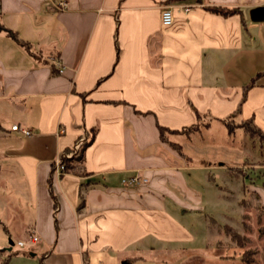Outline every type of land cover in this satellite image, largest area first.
Returning a JSON list of instances; mask_svg holds the SVG:
<instances>
[{"label":"crops","instance_id":"0c3cea01","mask_svg":"<svg viewBox=\"0 0 264 264\" xmlns=\"http://www.w3.org/2000/svg\"><path fill=\"white\" fill-rule=\"evenodd\" d=\"M257 6L264 0H0L15 33L0 29V219L18 241L37 234L44 264H124L155 243L195 242L205 206L228 199L212 191L208 202L195 170L217 164H192L184 131L224 120L264 130ZM160 127L176 131L184 155ZM84 143L89 175L81 166L58 176L57 161ZM135 174L146 181L122 182Z\"/></svg>","mask_w":264,"mask_h":264},{"label":"rangeland","instance_id":"374dc122","mask_svg":"<svg viewBox=\"0 0 264 264\" xmlns=\"http://www.w3.org/2000/svg\"><path fill=\"white\" fill-rule=\"evenodd\" d=\"M232 8L241 11L239 7ZM238 127L235 133L230 134L223 122H214L211 129L204 130L202 127L184 131L188 137L193 135L191 143L188 140L184 149L194 159L192 164H217V168L211 171L195 170V173L201 174L199 177L208 202L213 198L216 202L215 193L223 192L228 199L227 206L220 203L217 209L211 208V203L205 206L197 224L198 238L195 242L155 243L154 251L143 250L146 258L140 255L138 257L141 259L135 262L124 260V264H264V207L260 202L264 190V168H254L259 162L264 163V144L250 137L241 126ZM168 138L174 148H180L179 142ZM229 166L241 168L242 172L230 170ZM221 167L226 168L220 170ZM217 185L228 187V192L217 190ZM251 185L261 190L253 191L249 189ZM212 191L215 193L210 196ZM0 224V264L9 254V264H44V254L40 252L39 244L32 243L34 233L28 239L20 240L25 243L21 246L18 244L20 234H17L16 226H6L1 219ZM227 226L232 227L239 238L233 239L227 234ZM8 228L10 233L5 232ZM21 236L25 238L24 234Z\"/></svg>","mask_w":264,"mask_h":264},{"label":"trees","instance_id":"16d2710c","mask_svg":"<svg viewBox=\"0 0 264 264\" xmlns=\"http://www.w3.org/2000/svg\"><path fill=\"white\" fill-rule=\"evenodd\" d=\"M212 10H214L215 12H218V13H223L225 15L240 12L239 9H236V8L226 9L225 7H215V8H212ZM244 23H245V21H244ZM0 29L1 30H6L8 32V34L15 36L14 35L15 33L12 32L11 30L7 29L1 23V21H0ZM253 82L254 81H252V83H250V84H253ZM197 116H198V118H200V121H201V119L203 118L204 115L201 114V113H199L197 111ZM224 123L228 127V130H229V133L230 134L234 133L236 126H241L250 137H252L254 139H258L261 143L264 144V130H262L260 127H258L252 120H243L240 123H238L237 125L232 124V122H230L229 120H224ZM200 126L209 127L210 126V123H206V124L203 123ZM188 129L189 130H192V129L196 130V129H200V128H199V125H196L194 127L188 128ZM175 132H176L175 130H169V129H166L165 127H160V136H161V138H162V140L164 142H170V139L168 138L169 133L172 134V133H175ZM86 146H87V143H84L81 146V148L79 149L77 155L73 157V161H69L68 159H65L64 160L66 170H71V169L74 170L76 167L79 168V167L82 166V168L78 172L82 176L83 175H89V173H86L85 170H84V151H85ZM178 150L181 152V154H183V155L185 154L181 150V148H178ZM229 169L230 170L238 169V171H241L242 172V169L241 168H235V167L233 168L232 167V168H229ZM81 204H83V197L81 198ZM225 231L233 239L239 238V235L235 232V230L232 227L227 226V228L225 229ZM6 249L8 250L9 248H5V250ZM10 258H11V255L10 254L7 255V257L3 261V264H9ZM139 258L141 259L142 257L133 256V257H128L125 260H130V261H134L135 262ZM245 261L246 262H249L248 259H245Z\"/></svg>","mask_w":264,"mask_h":264},{"label":"built area","instance_id":"2783aa9c","mask_svg":"<svg viewBox=\"0 0 264 264\" xmlns=\"http://www.w3.org/2000/svg\"><path fill=\"white\" fill-rule=\"evenodd\" d=\"M61 5L64 7L66 5V3L62 2ZM186 9H188V8H186ZM162 23L164 26H168V27L174 25L175 17H174V7L172 5H166L162 9ZM58 67H59V70H61L62 64L60 62H58ZM12 128L14 130H18L19 125L15 124V125H13ZM22 131L24 134H27V135L31 133V131L28 129H22ZM64 160H65V158L63 157L62 159L57 161V163L55 165V173L58 176L62 175L66 171ZM142 181H146V178H142L139 174H135L133 176L126 177L122 180V182L126 185H135V184L141 183ZM31 237H32V243H35L39 239V236L37 234H33ZM18 244L23 246L25 243L19 241Z\"/></svg>","mask_w":264,"mask_h":264},{"label":"water","instance_id":"95a60500","mask_svg":"<svg viewBox=\"0 0 264 264\" xmlns=\"http://www.w3.org/2000/svg\"><path fill=\"white\" fill-rule=\"evenodd\" d=\"M250 18L253 21L259 22L264 20V6L253 7L250 10Z\"/></svg>","mask_w":264,"mask_h":264}]
</instances>
